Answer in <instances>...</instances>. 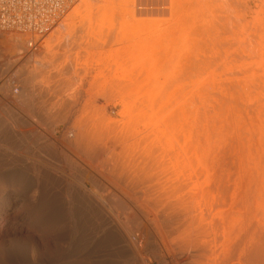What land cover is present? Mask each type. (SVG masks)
<instances>
[{
	"label": "bare ground",
	"instance_id": "bare-ground-1",
	"mask_svg": "<svg viewBox=\"0 0 264 264\" xmlns=\"http://www.w3.org/2000/svg\"><path fill=\"white\" fill-rule=\"evenodd\" d=\"M75 1L0 0V35L14 36L9 51L20 53L0 54V91L20 107L5 110L0 99V150L26 159L38 147L53 156L27 172L15 158H0V264H151L147 252L159 264H264V0H215L221 16L210 8L208 24L217 20L232 31L226 26L228 37L214 33L203 42L191 61L188 92L179 93L181 101L178 93L147 95L145 103L159 100V109H141L136 118L128 109L122 122L97 120L93 112L78 119L77 103L58 90V76L46 92L26 68L30 58L49 67L57 58L48 52L46 59L48 48L75 41L78 19L92 23L88 0L68 15L67 34L51 37ZM102 7L93 19L107 22L111 14ZM190 26L178 29L181 38L192 34ZM101 36L94 31L73 43L91 46ZM124 89L113 83L90 97L95 104ZM41 104L58 109H30ZM28 117L39 125H29ZM134 118L147 121L144 131L137 132ZM43 123L46 134L39 132ZM58 124L66 131L56 139ZM62 165L94 186H114L132 206L109 195L113 220L88 195L65 194Z\"/></svg>",
	"mask_w": 264,
	"mask_h": 264
},
{
	"label": "rangeland",
	"instance_id": "rangeland-1",
	"mask_svg": "<svg viewBox=\"0 0 264 264\" xmlns=\"http://www.w3.org/2000/svg\"><path fill=\"white\" fill-rule=\"evenodd\" d=\"M85 1L88 0H77L70 4L68 9L64 12L63 20L58 26V29L51 34L52 36L50 35L52 38L67 34L68 28L66 30L65 24L66 19L68 20V15ZM90 1L93 6L92 15L95 17L101 13L102 9L98 10V8L105 6L107 10L109 9V14H111L109 20L107 22H98L99 19L96 20L93 19L94 17L92 18L90 16L92 23H86L82 26L79 22L81 20L80 18L75 21L76 29L71 32V34L76 41L78 37L90 35L95 31L102 33V36L99 38L100 42L88 46L89 44L73 43L75 41L68 43L67 38H65V40L62 39L60 43H56L57 46L54 45V48H48L45 55L46 59L49 58L48 52L52 53V55L54 54L55 58H57L49 63V67H42V65H40V67L34 64L33 58L28 59L27 63L29 62L28 64L30 66H28V64L26 66L30 72L36 71V74H34V84L46 92H50L51 89H53L54 81H56L55 77L58 76V81L61 83V85L58 86V90H61L66 98H70L73 102L77 103L75 108L72 109L78 111L76 114L78 119H83L93 112L97 120L104 118L110 122H122L125 116L128 115V109L133 110L132 117L135 116V118L138 117L141 109H159L161 101H154V104L151 105L146 104L147 95L159 93L176 95V93H178V101H181L182 94L179 95V93L183 91L186 92L189 83H191L190 72L192 58L196 57V55L198 56V52L200 55L203 42L208 40L207 38H209L210 35L214 33L218 34L220 39L223 40L225 37L229 36L228 34L230 32L228 28L232 26L226 25L227 28L222 24V26L219 27L221 22L219 21L220 23H217V20L221 16L220 3L218 4L215 0H134V5L130 7L127 6V2L130 0H125V2L124 0H109V2L105 0L107 3L104 0ZM251 3L255 4V0ZM210 8L214 9L215 15L217 14V20L211 25L208 24L211 21V17L209 16H211L210 11L212 10ZM228 8H231V5ZM125 9L129 12H125ZM102 13H104V10H102ZM84 16L86 17L87 14ZM192 19L195 22H193ZM205 20L208 22L205 23ZM192 23H195V26H193ZM182 26H190V28H192L190 34L195 33V35L188 34L189 36L184 39L181 38L178 29ZM223 27L227 28L226 32L223 31L225 29L221 31ZM216 30H220V32L217 33ZM230 31H232V29H230ZM21 35L25 36V34ZM13 38L11 39L8 35H0V54L6 58H11L20 54L16 49L9 51L12 48L10 47L12 45L10 41L13 40ZM48 39H50V37L47 38V40ZM60 45H62V48L59 47ZM218 47L223 54L224 47ZM70 63L73 65L72 70L69 71L68 74L59 75ZM113 83L121 85L126 89L122 91L111 90L112 96L94 104V99L90 96L103 92L105 86ZM2 94L8 95V90L6 92L0 91V99H6L4 106L5 110L12 109L16 111L20 109V107L16 105L17 103H15L17 102L15 98V100L12 101L13 99H8V96L4 97ZM79 94L81 95L79 96ZM174 95H171V97ZM34 108L46 110L58 109L53 104L50 106L42 105V107L38 106L37 108L34 105L30 106V109ZM42 114L43 113L40 115L42 119L47 117L45 111L44 114ZM139 122L140 121H137L136 124L138 125ZM27 123L29 125L33 124L32 126L39 125L33 117H28ZM146 124L148 123L144 120L142 123L140 122L138 126L136 125V127H138L136 129L137 132L144 131ZM43 125L41 124L39 132L46 134L48 125L46 126L45 123H43ZM65 128V125L62 124L56 126V139L64 135L66 131ZM44 141L45 143L43 144L47 145H49L50 142H54L53 140ZM41 151L42 150L38 147L37 149H32V153L29 152L27 158L23 159L22 156L17 154L14 150L10 153H4V151L0 150V158L3 159L8 156H10L11 159L15 158L14 160L17 161L18 165L20 164L23 166L20 169L22 170L25 168L27 172L28 170L31 171V167L37 166L39 158L44 161L47 160L48 162L52 160V155L47 151ZM71 156L75 158L73 155ZM25 160L26 163L20 162H24ZM18 165L16 166L17 168ZM50 165L52 166V164ZM10 169L12 170V168ZM49 171L52 170L49 168ZM58 174L59 180L63 182L65 194L77 191V193L88 195L92 199L90 203L106 206L113 220H117L118 215L110 206L113 202L107 201L109 195L116 193L123 202L129 205L131 204L132 206V201L128 200L125 195L123 196V194L117 193L118 189L114 186L107 185V183H105V188L94 186L86 179H81L83 177H81L78 172L67 169L63 165L61 168H58ZM69 202L71 201L66 196L64 203L69 204ZM86 202L89 203L88 201ZM152 218L153 216L143 218V222L149 223ZM146 254H144V259L151 258V264H159L158 260H155L157 257H154L153 253L147 252ZM170 262L171 259H169V264Z\"/></svg>",
	"mask_w": 264,
	"mask_h": 264
}]
</instances>
